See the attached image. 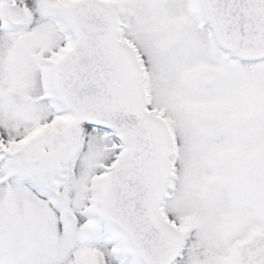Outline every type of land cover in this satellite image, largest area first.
Masks as SVG:
<instances>
[{"label":"snow or ice","instance_id":"snow-or-ice-1","mask_svg":"<svg viewBox=\"0 0 264 264\" xmlns=\"http://www.w3.org/2000/svg\"><path fill=\"white\" fill-rule=\"evenodd\" d=\"M0 264H264V0H0Z\"/></svg>","mask_w":264,"mask_h":264}]
</instances>
